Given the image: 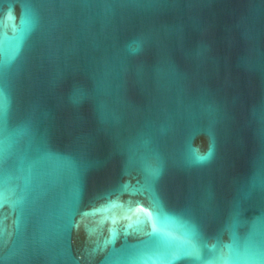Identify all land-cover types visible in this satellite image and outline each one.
Returning <instances> with one entry per match:
<instances>
[{
	"label": "water",
	"instance_id": "95a60500",
	"mask_svg": "<svg viewBox=\"0 0 264 264\" xmlns=\"http://www.w3.org/2000/svg\"><path fill=\"white\" fill-rule=\"evenodd\" d=\"M0 264H264V0H0Z\"/></svg>",
	"mask_w": 264,
	"mask_h": 264
}]
</instances>
